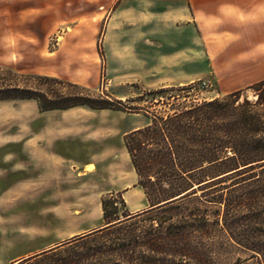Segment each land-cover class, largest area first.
<instances>
[{
    "label": "rangeland",
    "instance_id": "1",
    "mask_svg": "<svg viewBox=\"0 0 264 264\" xmlns=\"http://www.w3.org/2000/svg\"><path fill=\"white\" fill-rule=\"evenodd\" d=\"M119 1L0 0L1 85L16 84L56 100H107L121 108L44 112L34 100L0 102V264L32 257L25 264H89L103 252L104 258H119L118 232L105 229L104 199L125 201L129 216L119 221L151 209L128 150H121L126 135L147 127L153 117L220 97L216 78L205 72L166 87L112 75L105 41ZM128 9L138 15L124 17L120 31L141 33L142 8ZM257 72L264 73V67ZM241 93L257 99L248 88ZM76 131L95 137L44 140L41 152L52 167L31 159L40 144L37 135ZM105 143L113 147L107 150ZM87 163L95 165L93 170L84 167ZM256 175L264 180L263 171ZM130 183L129 193L119 191ZM263 208L264 198H258L257 210ZM153 218L141 215L130 224L144 231ZM221 242L216 264H257L252 251L231 246L226 237Z\"/></svg>",
    "mask_w": 264,
    "mask_h": 264
},
{
    "label": "trees",
    "instance_id": "2",
    "mask_svg": "<svg viewBox=\"0 0 264 264\" xmlns=\"http://www.w3.org/2000/svg\"><path fill=\"white\" fill-rule=\"evenodd\" d=\"M248 89L256 100L243 98V90L219 94L168 117H153L147 127L126 135L138 184L151 209L119 221L129 216L125 201L104 199L106 225L119 221L105 229L118 232L121 244L115 250L121 256L104 258L103 252L89 264H216L213 256L224 246L223 237L231 246L252 251L257 264H264V208L257 210L258 198H264L257 189L264 191V180L256 175L264 172V81ZM26 100L37 101L44 112L121 110L107 100H56L44 92L0 84V102ZM141 215L154 218L139 232L130 223Z\"/></svg>",
    "mask_w": 264,
    "mask_h": 264
},
{
    "label": "crops",
    "instance_id": "3",
    "mask_svg": "<svg viewBox=\"0 0 264 264\" xmlns=\"http://www.w3.org/2000/svg\"><path fill=\"white\" fill-rule=\"evenodd\" d=\"M135 1L139 0H120L110 22L112 28L106 37L109 41L105 43L112 75L138 77L166 87L205 72L216 78L219 94L264 81V73L257 72L264 67V0H157L158 6L155 0L139 6ZM128 8H142L141 33L120 31L124 17L127 20L138 15L139 11L130 13ZM85 135L89 139L91 134H39L35 139L40 144L31 159L50 167L49 155L41 152L44 140H84ZM91 136L94 139L95 135ZM103 146L107 150L113 147ZM121 150L127 152L125 145ZM133 184L123 185L119 191L129 193Z\"/></svg>",
    "mask_w": 264,
    "mask_h": 264
},
{
    "label": "water",
    "instance_id": "4",
    "mask_svg": "<svg viewBox=\"0 0 264 264\" xmlns=\"http://www.w3.org/2000/svg\"><path fill=\"white\" fill-rule=\"evenodd\" d=\"M178 198H179V197H178ZM178 198H174V199H170V200L164 201V202L160 203L158 206H161V205H164V204L170 203V202H172V201H174V200H176V199H178ZM117 222H119V221H117ZM117 222H114V223L108 224V225H106V227H108V226H110V225H113V224H116Z\"/></svg>",
    "mask_w": 264,
    "mask_h": 264
}]
</instances>
